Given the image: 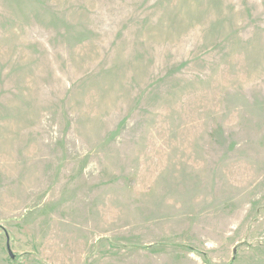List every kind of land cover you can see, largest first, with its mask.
Instances as JSON below:
<instances>
[{
	"label": "rangeland",
	"instance_id": "obj_1",
	"mask_svg": "<svg viewBox=\"0 0 264 264\" xmlns=\"http://www.w3.org/2000/svg\"><path fill=\"white\" fill-rule=\"evenodd\" d=\"M0 264H264V0H0Z\"/></svg>",
	"mask_w": 264,
	"mask_h": 264
},
{
	"label": "water",
	"instance_id": "obj_2",
	"mask_svg": "<svg viewBox=\"0 0 264 264\" xmlns=\"http://www.w3.org/2000/svg\"><path fill=\"white\" fill-rule=\"evenodd\" d=\"M10 254H11V253H10ZM11 255H12V257H14L13 254H11Z\"/></svg>",
	"mask_w": 264,
	"mask_h": 264
}]
</instances>
